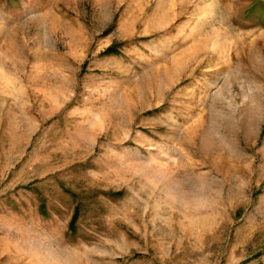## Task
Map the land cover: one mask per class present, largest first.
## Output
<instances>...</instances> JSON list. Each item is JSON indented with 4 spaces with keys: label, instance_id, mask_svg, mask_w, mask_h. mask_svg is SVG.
Masks as SVG:
<instances>
[{
    "label": "rangeland",
    "instance_id": "obj_1",
    "mask_svg": "<svg viewBox=\"0 0 264 264\" xmlns=\"http://www.w3.org/2000/svg\"><path fill=\"white\" fill-rule=\"evenodd\" d=\"M0 264H264V0H0Z\"/></svg>",
    "mask_w": 264,
    "mask_h": 264
},
{
    "label": "trees",
    "instance_id": "obj_2",
    "mask_svg": "<svg viewBox=\"0 0 264 264\" xmlns=\"http://www.w3.org/2000/svg\"><path fill=\"white\" fill-rule=\"evenodd\" d=\"M104 53L105 54H115V53H117V50H116L115 46H109L108 48H106Z\"/></svg>",
    "mask_w": 264,
    "mask_h": 264
}]
</instances>
